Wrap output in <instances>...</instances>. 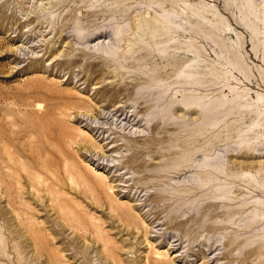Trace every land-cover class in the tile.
Returning a JSON list of instances; mask_svg holds the SVG:
<instances>
[{
    "label": "rangeland",
    "instance_id": "obj_1",
    "mask_svg": "<svg viewBox=\"0 0 264 264\" xmlns=\"http://www.w3.org/2000/svg\"><path fill=\"white\" fill-rule=\"evenodd\" d=\"M0 264H264V0H0Z\"/></svg>",
    "mask_w": 264,
    "mask_h": 264
}]
</instances>
